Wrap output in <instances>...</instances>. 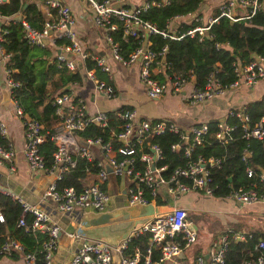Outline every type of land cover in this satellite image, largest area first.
I'll return each mask as SVG.
<instances>
[{"label": "built area", "instance_id": "2783aa9c", "mask_svg": "<svg viewBox=\"0 0 264 264\" xmlns=\"http://www.w3.org/2000/svg\"><path fill=\"white\" fill-rule=\"evenodd\" d=\"M83 12L92 25L100 33V41L105 49L103 56H95L88 52L81 44L75 30V18L66 0H41L46 16L42 29L31 27L23 18V39L29 47H51L54 51V63L59 69L74 73L84 69L86 61L95 63V68L105 74L106 80L97 77L95 69L85 70L83 79L88 83L95 96L106 100L116 99L118 93L112 86V66L126 69L133 65L139 66V81L144 94L149 101L156 102L166 94L178 98L183 104L191 108L211 102L224 91L240 85L254 86L264 82V59H254L244 68L236 67L238 80L227 89H222L212 77L203 89H197L189 78H181L166 74L168 65L164 63L167 46L158 53L153 52L150 38L161 36L163 39L181 41L184 38L197 39L199 42L206 37L212 25L218 19L225 18L231 22L250 20L256 13L264 9V0H226L218 6V16L210 17L205 22L200 15L188 22L192 16L174 17L166 23L164 30L154 24L144 21L142 14L152 8L161 9L171 4L172 0H79ZM9 0H0V5ZM239 10V11H238ZM18 13L12 17H1V27L17 21ZM199 23L184 32L175 29L182 23ZM121 24L124 38H133L138 42L137 48L127 57L121 52V47L114 40L113 34ZM0 28V62L8 64L10 55L1 47L3 35ZM58 40H65L67 44L59 47ZM145 45V52L143 51ZM163 61L160 62V59ZM81 64V69L78 68ZM241 69V71H240ZM6 86L11 95L20 84L11 78V71L7 70ZM157 75L165 78L158 81ZM72 88V87H70ZM15 105V112L22 121L25 146L24 159L28 170L32 173L52 176L40 197V203L51 201L55 204L60 215H70L74 212L91 211L97 215H104L112 205V191L108 184L116 183V198H124L126 206L145 208L152 206L153 215L142 224L135 226L127 238L117 244L105 240H88L73 233L66 234L71 240H79L76 252L68 264H223L229 245L235 241L245 242L252 238V234L226 228L219 233L204 254H197L190 259L185 251L198 240L196 229L189 220L190 211L178 205L181 197L196 195L207 199L228 201L239 206L264 205V170L246 166L245 174L250 185L227 187V193L219 198L215 197L216 188L212 185L211 170L221 169L222 166L233 163L225 156L204 158L194 156L197 147L206 145V136L209 134L208 123L191 125L181 128L168 120H148L138 116L137 112L129 107H120L113 112V121L116 129L110 130V139L89 138L79 140L75 134L83 132L90 125L106 128L109 124L107 112L90 113L84 99L75 97L72 93L55 97L53 106L55 115L63 123V131L55 136L56 150L52 154V164L48 165L40 152V146L45 142L41 128L37 121L26 117L22 110ZM235 119L241 129V139L246 142L264 140V117L250 126L249 119L244 113V107L239 112H230L223 122H217L216 132L212 135L215 142L225 146L232 141L237 126L227 123V119ZM96 126V125H95ZM169 133L176 135L179 141L171 144L172 153L182 152L185 164L174 168L169 174L167 166H159L163 161L162 149L152 143V139ZM9 131L6 123L0 119V162H12L15 159V150L7 141ZM249 145L242 152V161L249 159ZM96 158L95 181L83 187L80 192L75 188L57 190L56 183L64 173L75 169L78 159L93 162ZM110 170V172L108 171ZM104 185L105 189L101 186ZM0 196L10 197L22 207V214L18 221L20 227H26L31 234L40 233L45 236L39 253L25 251L24 247L15 240H6L0 246V258L20 255L24 264H52L53 254L57 250V243L61 233L60 226L51 216L39 207L26 203L22 198L11 194L0 187ZM31 217L29 225L25 217ZM3 221L0 215V222ZM148 236L147 246L138 245L130 248L133 238ZM254 251L258 256L243 260L239 264H264V242L260 241ZM207 256V259H205Z\"/></svg>", "mask_w": 264, "mask_h": 264}, {"label": "trees", "instance_id": "16d2710c", "mask_svg": "<svg viewBox=\"0 0 264 264\" xmlns=\"http://www.w3.org/2000/svg\"><path fill=\"white\" fill-rule=\"evenodd\" d=\"M212 0H172L171 4L161 8H152L141 15L144 21L154 24L158 29L164 30L166 23L174 17L188 16L202 12ZM208 2V3H207ZM41 0H9L8 3L0 5L1 17H12L20 13L31 27L42 29L46 16L45 10L40 6ZM24 5L26 7L24 8ZM43 9V11H42ZM239 11V10H238ZM44 12V13H43ZM218 16V8L213 12L212 17ZM113 34L114 40L119 43L121 52L127 57L134 51L138 42L133 38H124L121 24ZM199 23H182L175 29L184 32ZM3 41L1 47L4 52L10 55L6 65L11 71V78L20 86L12 93L13 100L22 110L23 114L39 124L45 142L40 146V152L48 165L52 164V154L56 150L54 137L63 131V123L55 115L53 100L61 94L66 87L82 86L83 73L85 70L95 69L99 78L106 80L105 74L95 68V63L86 61L84 69L74 73L59 69L54 63V51L47 50L49 47H29L23 39L22 26L18 21H12L9 25L1 27ZM151 50L158 53L164 46H167V53L164 63L168 65L166 74L181 78L192 76L191 82L197 89H203L210 78H214L222 89L229 88L238 77L235 73L236 67L244 68L254 57L264 59V9L256 13L250 20L231 22L225 18L218 19L217 23L211 26L208 38L201 42L197 39L184 38L181 41L163 39L161 36L150 38ZM57 46L67 44L65 40L56 41ZM53 54V55H52ZM163 58L160 59V62ZM15 71V72H14ZM164 82L162 75L156 78ZM69 93V92H68ZM66 94V93H65ZM244 113L249 119L250 126L258 123L264 117V98L253 101L244 106ZM109 124L106 128L95 125L88 126L83 132L76 133L79 140L89 138H101L104 141L110 139V130L116 129L113 121V112H107ZM227 123L237 126L232 141L225 146L215 142L212 135L216 132L217 122L208 123L209 134L206 136V145L197 147L194 156L201 155L204 158L222 157L233 161V163L222 166L221 169H212V185L216 188L215 197L219 198L227 193V187L231 184L234 187L250 185L246 178V166L254 169L264 170V140L246 142L241 139V129L235 119L229 117ZM179 141L176 135L166 133L152 139V143L158 145L164 159L159 166L166 165L169 174L174 168L183 166L185 158L183 153L170 151V146ZM249 145V159L242 161V152ZM96 158L93 162L85 159H78L75 169L64 173L57 185V190L73 187L80 192L86 186V180L96 173ZM105 189V186H101ZM22 214V207L10 197L0 196V215L3 222H0V246L6 240L18 241L28 252L39 253L41 244L45 241L41 234L32 235L26 227H20L18 221ZM31 222V217H25L26 225ZM148 236L133 238L130 248L138 245L142 248L147 246ZM264 242V234H252L250 240L245 242H233L229 245L223 264H239L243 260H249L258 256L254 247ZM40 264H43L42 262Z\"/></svg>", "mask_w": 264, "mask_h": 264}, {"label": "crops", "instance_id": "0c3cea01", "mask_svg": "<svg viewBox=\"0 0 264 264\" xmlns=\"http://www.w3.org/2000/svg\"><path fill=\"white\" fill-rule=\"evenodd\" d=\"M224 1L226 0H212L209 3L207 2L209 6L204 5L205 9L197 15H200L202 21L205 22ZM66 2L70 6L72 15L75 18V30L78 33L81 44L93 55L99 57L103 56L105 49L100 41V33L92 25V23L87 20L83 12L81 2L78 0H66ZM44 10L46 11L45 8ZM109 64L112 66L111 84L118 93L116 99L106 100L100 96H95L92 92L91 86L88 83H85L84 79L81 87L74 86L70 88L71 91L69 93H72L75 97L84 99L90 113L112 112L120 107H129L134 109L138 116L143 119L168 120L176 123L181 128H187L191 125L220 122L221 120H224L230 112H239L248 103L264 98V82H260L254 86L240 85L236 88L227 89L224 91L223 95L217 96L213 99V102H206L205 104L194 108L186 106L178 98H175V96L171 94H166L161 100L152 102L146 98L140 84L138 65H133L124 69L119 65H114L111 61ZM6 71V64L0 62V119L4 121L8 127L9 137L7 141L14 148L16 155L12 162V166L9 162H0V187L6 189L11 194L22 198L26 203L39 207L44 212L48 213L53 221L60 226L61 233L57 243V250L53 254L52 264H68L73 254L76 252L79 240L74 241L68 238L66 234L69 233L76 234L88 240H105L106 242L112 244H117L122 241L124 235L120 230L121 227H114L109 230V233L104 234L100 231L101 235L94 234L95 230H100L104 226H116V223L111 221L110 225H100L94 227L93 223H91L92 221L90 220L91 218L99 216L94 212L77 211L70 215H60L53 202L48 201L46 203H40V197L49 183L53 181V177L45 176L44 174L32 173L28 170L23 154L25 146L24 129L22 121L16 115L15 105L6 86ZM5 94L7 95L6 102L4 101ZM172 101L177 103V106L174 109L175 112L166 105H173ZM178 112H183V114L176 115ZM94 181L95 175H91L86 180V185L93 183ZM115 181L116 183L122 182L123 184L124 180L119 179ZM108 187L112 191L113 184L111 183V180ZM187 198L189 201L188 205L182 207H186L190 211V214L194 210H199L200 212L210 210L211 212L210 205L212 204L216 208L221 209L218 210L219 215L229 218L228 220L231 221V223H227L231 226L230 228L245 231L251 234H264V205L256 204L239 206L232 202L201 198L196 195H189ZM115 199L117 198L115 197ZM119 199L114 203L112 201L113 205L109 206L106 214L121 215L123 211L126 210H140L139 208L134 207H126L125 209H122L123 206L118 203L121 202ZM201 203L203 205L199 206ZM225 204L228 208L222 209ZM131 216L132 218L130 220L135 221L139 220L140 214H134V212H132ZM121 223H123V221H121ZM92 232L94 234L93 236L87 235ZM0 264L24 263L22 262L20 255L15 253L11 256L1 257Z\"/></svg>", "mask_w": 264, "mask_h": 264}, {"label": "rangeland", "instance_id": "374dc122", "mask_svg": "<svg viewBox=\"0 0 264 264\" xmlns=\"http://www.w3.org/2000/svg\"><path fill=\"white\" fill-rule=\"evenodd\" d=\"M40 6H42V8L44 9L43 4H40ZM47 50H51V48L49 47V48H47ZM172 104L173 105H170V104H166V105L169 106L174 111V109L177 106V103L172 101ZM182 114H183V112H178L176 115H182ZM191 114H192V112H191ZM111 183L113 184L112 201L114 203L119 198L115 199V197H114V195L116 194V190H115L116 181L113 178H111ZM119 200L121 202H118V201L117 202L121 206L125 207L127 205L126 204L127 202H126V200L124 198H120ZM188 202H189L188 198L183 196L179 200L178 205L179 206H185V205H188ZM225 202H228V201H225ZM113 203H112V205H113ZM202 205L203 204L201 203V205H199V206H202ZM217 206H221V205H217ZM225 206H226V204H225ZM225 206L222 209L228 208L227 206L226 207ZM210 207H211V212H210V210L209 211H203V212H200L199 210H194L189 215L190 222L195 224L197 226V228H198V231H197L198 240L193 246H191L190 248H188L185 251V254H186L188 259H190L191 257H193V256H195V255H197L199 253H206L208 248L210 247L212 241L218 237L219 233L222 230L231 227L228 224V223H231V221L228 220L229 218H227L226 216L218 214V210L220 208H216L212 204L210 205ZM128 214H129L128 210L123 211V213L121 215H119V217L117 218V221H115L116 226H113V227H119V228L120 227H124V225H125L124 222L129 218L128 217L129 215L131 216V213L129 215ZM99 219H100V217L97 216L96 218H91L90 221H92L91 223L96 222L97 224L98 223L99 224L100 223H107V222H104V221H100ZM111 221H113L112 218H109L108 222H111ZM121 221H123V223H121ZM100 231L103 232L104 234L105 233H109V228L104 226L100 230H95L94 234L95 235H101ZM94 234L92 232V233L87 234V235L93 236Z\"/></svg>", "mask_w": 264, "mask_h": 264}, {"label": "water", "instance_id": "95a60500", "mask_svg": "<svg viewBox=\"0 0 264 264\" xmlns=\"http://www.w3.org/2000/svg\"><path fill=\"white\" fill-rule=\"evenodd\" d=\"M35 1H39V0H35ZM25 7H26V5H24V8ZM194 18H195V15H192L188 19V22L190 20L194 19ZM16 20L18 22H20L21 21V16H17L16 17ZM174 27L176 28L177 26L174 25ZM0 28H1V23H0ZM206 38H208V33L206 34ZM143 51L145 52V45H144ZM78 68L81 69V64H79ZM240 71H241V69H240ZM70 91H71L70 87H66V88H64V89L61 90V94H65V93H68ZM4 101L5 102L7 101V95L6 94L4 96ZM223 121L224 120H221L220 122H223ZM95 125L97 126L98 124L95 123ZM108 171L110 172V170H108ZM132 212H134V214H138V213L140 214L139 220H135V221L130 220L132 218V216H130L129 214L132 213ZM153 213H154V209H153L152 206H148V207L142 208L140 210L134 209L133 211H129V214H128L129 216L127 215L129 218L127 217L128 219L125 221L124 227H121L120 228V230L123 232V235H124L123 240L127 238L128 234L130 233V231L135 226H137L139 224H142L145 220H147L148 218H150L153 215ZM119 215L120 214H104V215H99V217H100L99 220L100 221L107 222V223H100V224L98 223L97 224L96 222H93V225H94V227L100 226L102 224L103 225H110L111 222H108L109 221V218H112L113 222L115 223V221H117V218L119 217ZM108 228H109V230H111L114 227L113 226H108ZM193 228L197 230V227L195 225H193ZM205 259H207V256H205Z\"/></svg>", "mask_w": 264, "mask_h": 264}]
</instances>
